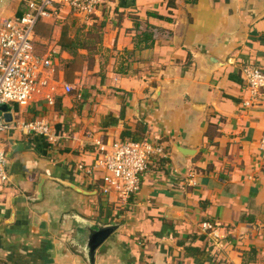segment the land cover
Masks as SVG:
<instances>
[{
    "label": "crops",
    "instance_id": "0c3cea01",
    "mask_svg": "<svg viewBox=\"0 0 264 264\" xmlns=\"http://www.w3.org/2000/svg\"><path fill=\"white\" fill-rule=\"evenodd\" d=\"M25 6L0 0V24ZM34 39L55 53L54 102L8 107L46 118L59 140L45 155L40 136L2 134L0 264H88L85 240L107 224L94 264H264V89L246 104L240 75L264 64V0H102L88 16L58 5ZM133 138L166 156L117 204L77 164L94 163L97 140Z\"/></svg>",
    "mask_w": 264,
    "mask_h": 264
},
{
    "label": "built area",
    "instance_id": "2783aa9c",
    "mask_svg": "<svg viewBox=\"0 0 264 264\" xmlns=\"http://www.w3.org/2000/svg\"><path fill=\"white\" fill-rule=\"evenodd\" d=\"M102 0H25V11L20 16L5 19L0 24V107L3 104H16L26 107L35 96L40 95L53 104L52 96L55 65V53L50 50L39 53L35 45V28L37 22L49 17L56 6H65L75 14L90 15ZM240 75L249 93L246 104L257 99L264 89L263 66L246 64L240 67ZM63 91H72L70 84H63ZM20 131L25 135L40 136L51 147L58 144L59 134L52 123L44 117L31 119H12L6 121L0 109V185L9 177L5 166L6 150L2 134ZM264 143V137L262 144ZM99 151L91 166L78 163V169L88 177L100 172L101 191L105 195L114 193L117 204L125 202L141 185L143 173L148 168L153 156L165 157L166 152L160 143L150 140H118L112 144L95 142ZM203 230L211 229L210 222L201 223Z\"/></svg>",
    "mask_w": 264,
    "mask_h": 264
},
{
    "label": "water",
    "instance_id": "95a60500",
    "mask_svg": "<svg viewBox=\"0 0 264 264\" xmlns=\"http://www.w3.org/2000/svg\"><path fill=\"white\" fill-rule=\"evenodd\" d=\"M0 109L3 111V116L6 121L12 120V114L9 111V107L6 104L1 105ZM23 143L15 142L11 151L15 152L22 149ZM115 230L114 224L98 225L95 229H91L86 240H85V252L88 264H94V256L97 248L110 236V234Z\"/></svg>",
    "mask_w": 264,
    "mask_h": 264
},
{
    "label": "trees",
    "instance_id": "16d2710c",
    "mask_svg": "<svg viewBox=\"0 0 264 264\" xmlns=\"http://www.w3.org/2000/svg\"><path fill=\"white\" fill-rule=\"evenodd\" d=\"M170 4H173L172 1H170ZM152 16H156L158 18H162L163 16L158 15V14H152ZM39 22V21H38ZM37 22V23H38ZM37 27V24H36ZM138 27V24H137ZM36 29V28H35ZM138 42H144V44L147 45V43L149 41H152L153 39V30L150 27V25H147L146 28L144 30H141L138 37ZM62 45V47L67 46V44H61L60 42V46ZM110 119V117H108ZM132 140L137 141V139L133 138ZM142 140V139H141ZM33 143L36 145V148L39 149L43 154L48 155V152L52 151L51 150V145L49 143H47L45 140H43L42 137H35L33 140ZM162 159H164V157H162ZM159 161V162H158ZM158 163H160V158L157 160ZM132 195V194H131ZM10 264H18L16 262H11Z\"/></svg>",
    "mask_w": 264,
    "mask_h": 264
},
{
    "label": "rangeland",
    "instance_id": "374dc122",
    "mask_svg": "<svg viewBox=\"0 0 264 264\" xmlns=\"http://www.w3.org/2000/svg\"><path fill=\"white\" fill-rule=\"evenodd\" d=\"M101 3V2H100ZM82 15H84V14H82ZM39 41L38 40H36V44H39L38 43ZM40 45V44H39ZM37 50L39 51V52H42L43 50H42V47H40V49L39 48H37Z\"/></svg>",
    "mask_w": 264,
    "mask_h": 264
}]
</instances>
